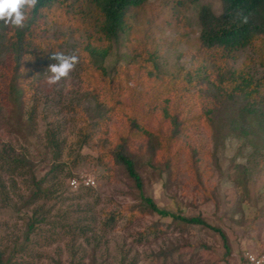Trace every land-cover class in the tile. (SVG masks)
I'll list each match as a JSON object with an SVG mask.
<instances>
[{
  "label": "rangeland",
  "instance_id": "374dc122",
  "mask_svg": "<svg viewBox=\"0 0 264 264\" xmlns=\"http://www.w3.org/2000/svg\"><path fill=\"white\" fill-rule=\"evenodd\" d=\"M148 5L163 30L155 87H131L127 73L115 75L138 64L126 44L120 53L129 58L118 63L121 68L108 78L95 74L100 65L83 52L86 37L72 29L76 16L62 11L58 23L46 22L50 27L43 35L53 52L75 51L80 62L69 77L50 85L47 70L56 61L47 60L25 81L18 107L3 79L14 58L0 42V254L5 264H242L248 250L264 252V151H253L236 133L220 132L216 123L228 115V99L222 100L209 81L222 78L220 68L229 74L242 65L263 78L256 47L238 51L236 59L216 48L201 49V11L209 8L221 16L222 0H149ZM197 54L209 60V73L203 70L192 80L196 87L187 82L181 91L174 89L183 72L195 69ZM116 58H107L103 67L111 72ZM242 81L225 94L242 98L245 93L237 89ZM176 123L186 129L173 152L160 147L152 153ZM121 145L128 147L143 179L142 192L116 158ZM81 175L95 177L96 187L71 189L70 181ZM141 194L177 216L202 217L227 240L142 207Z\"/></svg>",
  "mask_w": 264,
  "mask_h": 264
},
{
  "label": "trees",
  "instance_id": "16d2710c",
  "mask_svg": "<svg viewBox=\"0 0 264 264\" xmlns=\"http://www.w3.org/2000/svg\"><path fill=\"white\" fill-rule=\"evenodd\" d=\"M188 1L197 3L199 0ZM222 1L224 11L221 16H216L209 8H203L201 11V49L209 51L216 48L222 50L223 55L228 58L236 59L238 51L254 46L259 64L264 68V0ZM148 2L149 0H40L26 21L24 28L5 27L0 22V42L3 41L6 51L11 52L10 54L14 58V66L5 72L3 78L4 82L8 83L6 85L11 99L19 107L25 92V81L29 79L31 72L40 69L41 65L46 64V61L51 59L55 48L49 47L52 43L50 39H46L43 33L46 32L47 35V30L50 27L46 26V22L58 23L57 17H63L60 13L62 11H65L69 16H76L78 21L73 24L72 29L77 34L86 37L83 52L87 53L89 59L100 65L94 70L95 74H100L101 71L103 76L108 78L112 73H115L120 67L118 63L129 58V54L123 56L120 53L121 48L126 44V48L133 55L132 61H138V64H132L135 70L129 71L128 69L115 75L119 79L121 75L127 73L124 77L131 87L146 85L155 87L157 80L154 74L157 73L158 69H161L157 46L159 45V35L163 33V30L155 19L154 14L156 12L151 9L152 7L148 5ZM177 2L179 3V0ZM55 8H57L56 12H54ZM45 17L49 18L44 20L45 24L43 25ZM75 25H77L76 28ZM113 55H116L117 58L115 67L110 72L103 67V64L107 58ZM194 61L196 62L194 63V70L191 69L187 73L180 71L183 72V77L174 83V89L177 88L181 91L186 87L187 82L195 86L192 80L198 78L201 71L204 70L205 73H209L208 59L197 54ZM224 66L226 67V64L223 62L221 67L224 68ZM228 71H230L229 74L220 68L219 74L222 78L220 77L217 82L209 80L213 88L221 95L222 100L225 97L228 99L225 106L228 115L221 118L222 121L217 122L216 125L220 127L221 133L226 135L227 133H236L243 141L249 140L253 151L260 148L264 151V77L258 78L251 74L250 70L247 72L245 65L240 66L237 70ZM10 74L11 79L9 80ZM241 78L243 79L242 87L239 86L237 89L245 93L244 95L242 93V98H237L235 94H225L234 88L236 81ZM163 85L160 84L156 89ZM222 114L223 111L221 110L218 115ZM210 120L215 121V117L210 118ZM134 125L136 131L139 127L138 122L134 121ZM175 127L176 129L170 138L169 136L163 139L160 137L158 142L160 146L152 149V153L161 148H165L167 154L173 152L171 148H176L179 133L186 129L177 123ZM152 145L149 143L150 147ZM127 149L126 145H121L116 153V158L126 168L138 190L142 192L143 179L137 171L134 160L127 155ZM21 162L26 163L24 160ZM240 177L245 178L244 175ZM240 177L239 179H241ZM141 203L142 207L148 208L161 217H172L188 225L209 228L219 233L225 241L227 240L221 230L210 226L202 217L177 216L170 211L161 209L153 199L145 198L144 195H142ZM36 221L38 219L35 217L29 224L27 239L34 232ZM226 249V254H230L231 249L227 244ZM0 264H5L2 254H0Z\"/></svg>",
  "mask_w": 264,
  "mask_h": 264
},
{
  "label": "clouds",
  "instance_id": "9594fccd",
  "mask_svg": "<svg viewBox=\"0 0 264 264\" xmlns=\"http://www.w3.org/2000/svg\"><path fill=\"white\" fill-rule=\"evenodd\" d=\"M39 2L40 0H0V22L5 27L24 28ZM51 59L56 63L51 64L47 70L50 73L47 78L50 85L58 84L62 79L69 77L80 62V57L75 51L69 54L54 51Z\"/></svg>",
  "mask_w": 264,
  "mask_h": 264
},
{
  "label": "built area",
  "instance_id": "2783aa9c",
  "mask_svg": "<svg viewBox=\"0 0 264 264\" xmlns=\"http://www.w3.org/2000/svg\"><path fill=\"white\" fill-rule=\"evenodd\" d=\"M97 180L91 175H81L78 178H75L70 181V187L73 190L83 189H92L96 187ZM242 264H264V252H256L248 250L243 255Z\"/></svg>",
  "mask_w": 264,
  "mask_h": 264
}]
</instances>
